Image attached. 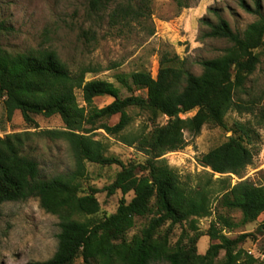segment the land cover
Here are the masks:
<instances>
[{"label": "trees", "instance_id": "1", "mask_svg": "<svg viewBox=\"0 0 264 264\" xmlns=\"http://www.w3.org/2000/svg\"><path fill=\"white\" fill-rule=\"evenodd\" d=\"M104 1L92 3L99 6ZM131 1L121 8L124 16L132 12ZM239 4L257 16L244 30H235L221 16L217 22L203 18L210 27L205 36L227 39L230 45L221 55L201 61L200 74L189 71L178 56L164 55L156 77L147 70L117 75L121 85L132 91L146 89V97H122L121 88L111 81L87 80L86 74L94 70L86 66L72 70L53 48L11 52L0 42V101L6 120L20 111L29 126L38 127L36 116H59L63 128L41 133L65 140L75 159L73 170L42 178L38 161L24 153L35 132L0 136V216L6 202L38 198L47 212L60 219L56 252L48 260L30 264H74L79 257L82 264H264L260 255L264 248L251 252L241 246L254 234L242 233L235 238L226 234L256 221L264 212V177L261 184L248 178L232 181V175L243 178L253 163L251 144L258 132L251 122L239 120L228 128V112L248 111L257 118L258 127H264V107L244 97L249 92L247 81L261 63L258 50L264 49V12L260 0L255 6L246 0H239ZM9 30L0 21V34ZM77 91L84 104L79 102ZM105 95L114 100L97 106L95 98ZM131 107L148 111L153 129L130 139L123 137L125 143L146 155L143 161L125 162L109 154L108 143L97 139L94 131L122 134L132 121ZM192 111L194 115L182 117ZM115 115H119L116 124L106 122ZM161 116L167 117L165 123L158 121ZM205 125L222 126L233 134L199 157L212 172L190 185L164 155L183 150L188 144L186 133L197 137ZM0 129H5L1 122ZM87 163L120 166L114 181L103 190L109 195L118 190L124 195L133 192L132 199L123 197L115 212L102 214L97 197L100 190L90 186L83 191ZM216 174L220 176L214 178ZM235 211L242 213L240 220L232 216ZM214 213L209 228L199 230V220ZM138 217L146 222L130 236ZM177 226L182 231L173 243ZM205 235L214 242L200 253L198 243ZM221 251H225L223 258H219Z\"/></svg>", "mask_w": 264, "mask_h": 264}, {"label": "rangeland", "instance_id": "2", "mask_svg": "<svg viewBox=\"0 0 264 264\" xmlns=\"http://www.w3.org/2000/svg\"><path fill=\"white\" fill-rule=\"evenodd\" d=\"M255 6L256 0H246ZM264 12V0H260ZM132 12L124 16L121 8L129 0H107L95 6L92 0H0V21L10 28L0 34L2 46L11 51H26L32 48L48 47L58 51L72 70L82 66L91 68L86 74L87 80H108L121 88L120 94L126 97L132 94L147 96L146 89L130 90L117 80L118 74H129L137 70H147L156 77L164 55L178 56L184 66L195 74L202 72L201 61L221 55L230 42L224 38L206 37L210 27L203 18L217 22L219 16L227 19L235 30H244L257 16L247 12L239 0H132ZM261 63L252 74L246 86L249 88L245 99H254L259 108L264 107V49ZM78 100L84 104L82 94L77 91ZM114 100L110 95L95 98V104L103 107ZM128 112L132 121L128 128L118 136L109 135L104 129H96L94 135L109 145V154L119 156L125 162L143 161L146 155L135 146L124 142L123 137L133 138L153 129L148 111L131 107ZM195 111L182 114V117L194 115ZM38 127L29 126L20 111H16L12 120L7 121L2 101H0V122L5 129H0V136L8 133L35 132L24 147V153L35 158L41 169V177L49 178L75 168V159L68 143L63 139L51 138L42 134L45 129L63 128L59 116L35 117ZM256 117L248 112L231 110L226 116L228 128L236 120L251 122L258 133H254L251 144L254 150L253 163L243 172V178L232 175L236 183L241 179H250L256 184L263 183L264 177V127H258ZM119 115L112 116L106 122L114 125ZM160 123L167 121L161 116ZM233 132L222 126L205 125L201 134L193 137L186 133L188 141L183 150L171 151L164 155L169 164L175 167L181 179L190 185L205 180L212 170L204 167L199 157L211 148L224 142ZM118 165L100 166L87 163V176L83 180V191L90 186L100 191L97 197L101 203L102 214L116 211L121 199L130 201L133 192L126 195L118 190L109 195L103 188L111 184ZM216 174L214 178L219 177ZM216 203L212 206L215 208ZM235 220H240L242 213H232ZM212 216L201 218L199 230L209 228ZM146 218L138 217L130 236L138 232ZM60 219L47 212L38 198L26 201L6 202L2 205L0 216V264H30L50 259L58 247ZM264 212L252 223L233 231H226L235 238L242 233L254 234L241 244L243 248L256 251L264 248ZM188 226V225H186ZM182 231L175 227L172 242H176ZM214 241L203 236L198 243V252L204 253ZM221 251L219 258H223ZM79 257L74 264H82ZM154 264H168L159 262Z\"/></svg>", "mask_w": 264, "mask_h": 264}, {"label": "built area", "instance_id": "3", "mask_svg": "<svg viewBox=\"0 0 264 264\" xmlns=\"http://www.w3.org/2000/svg\"><path fill=\"white\" fill-rule=\"evenodd\" d=\"M251 252H253V251L251 250ZM260 255H261L262 257H264V254H263V253H261Z\"/></svg>", "mask_w": 264, "mask_h": 264}]
</instances>
